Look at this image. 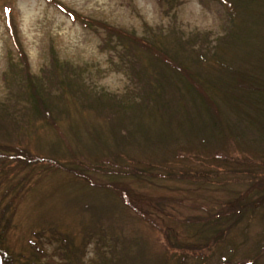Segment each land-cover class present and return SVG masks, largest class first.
Here are the masks:
<instances>
[{
    "label": "rangeland",
    "instance_id": "rangeland-1",
    "mask_svg": "<svg viewBox=\"0 0 264 264\" xmlns=\"http://www.w3.org/2000/svg\"><path fill=\"white\" fill-rule=\"evenodd\" d=\"M226 1L0 0V264H264V84L240 82L264 79V0L235 22ZM148 41L219 86L218 121L179 108ZM134 45L176 95L162 111L110 107L139 90Z\"/></svg>",
    "mask_w": 264,
    "mask_h": 264
},
{
    "label": "trees",
    "instance_id": "trees-1",
    "mask_svg": "<svg viewBox=\"0 0 264 264\" xmlns=\"http://www.w3.org/2000/svg\"><path fill=\"white\" fill-rule=\"evenodd\" d=\"M252 3H253V0H247V1L246 0H237V1H233V2L228 1L227 4H229V6L232 8L231 17H232L233 21L236 19L237 16H239L238 14H240L239 13L240 11L244 10L245 12H248V10L251 9L250 6H252L251 5ZM261 14L263 16L262 12H261ZM70 15L74 18V16L72 14H70ZM258 20L259 19L255 18V20H253V22H255V24H258L259 23ZM239 24H240V28H239V26H237L238 34H236V36L238 35V38H237L238 42L243 43V44H247V46L251 45V43L253 41H255L253 39L252 34H251V32H253L252 25H250V24H244L243 25L242 23H239ZM109 31H110L109 32L110 35L108 38L109 40H112L111 36L113 34H115L119 38L128 39L130 42H132L133 39H135L133 34H128L127 32H125L123 30H115L112 28L110 30V28H109ZM262 41H263V39H262ZM262 41H261V43H262ZM237 45H238V43H237ZM163 46L165 47V45H163ZM145 47H149L151 49H154L153 51L152 50L150 51L152 53V55L159 57L161 60H163L162 58H164L163 61H166L167 66H169V70L171 71V75H169V76H171V78H170L171 80H168V83H170V86L168 85V88L173 93H176V95H179V96H181V98H183L179 102H177L179 108L184 110V112L187 115L198 113V110L201 111V109H203L209 115L211 122H212V119H213V121L214 120L218 121V119L221 116L220 105L216 100V98L219 97V91H221L219 86L216 85L215 83H212L210 79H208L204 74L200 73V70H196V71L192 72L187 67L181 68V67L176 66V64H175L176 61L174 59H172L171 56L162 54V53H165V51H163V49L159 46L158 43L148 41V43L144 44L142 42L141 48L143 49ZM220 48L223 49V47H220ZM137 50H139V48H137L135 46L134 55L138 56V54L136 52ZM219 50H218V53H219ZM153 52H155L159 56ZM137 56L136 57L134 56V58L129 59V58H127V54H126L125 55L126 58L123 61V64H124V68L129 70L131 76H133L132 81L133 82L137 81V83H139V87H138L139 90H136L135 92L130 93L131 97L128 96V97H126L125 100L124 99L123 100H121V99L114 100L113 101L114 104L110 107L113 108L114 110H116L117 113L121 112L122 108L124 109L126 107L131 108V109H135V110L139 109L141 111V113H143L144 107L147 103L148 105H150V104L154 105L155 104V106L153 108L155 110H158V108H159L160 111H162L166 107L165 104L167 102H169L167 100V97H171L174 99L176 97V95L173 94V96H171V94H168V91L166 90L167 86H165L163 84V81L161 79L157 78V75L155 76L152 73H148L149 70H148L147 66L144 63H142L141 58L139 56L137 58ZM199 57H201L200 53H199ZM219 57H220V54H217L215 59L220 60ZM213 62L214 61H211L212 64H214ZM222 63L223 64L220 65L219 72L222 71V73L228 74V72L232 69V67L230 65H226L223 61H222ZM222 66H224L228 69L227 70L225 69V71H223L221 69ZM233 72L235 73L237 71H233ZM240 74L242 76V80H240V82H243L245 84L251 83V84L257 85L258 88H261L260 86L264 84V79H262L263 78L262 75L257 73V71H255L253 73H248V74H242V73H240ZM31 83H33V82L31 81ZM33 85H34L33 87H34L35 93H34L33 97L31 96V98L35 101V104H40L41 106L46 108L47 105H46L45 99L42 97V94L37 90L35 83H33ZM182 86L185 88V90H184L185 92L183 91ZM263 87H264V85H263ZM28 89H30V88H28ZM136 94L142 95V98H143L142 102L141 101L138 102V106H135V104H133V101H132V98H136L135 97ZM186 95H187V97H186ZM184 97H186V99H184ZM112 98L114 99L115 97H112ZM219 98H221V96ZM235 98L241 99V101H243L241 96H237V97L235 96ZM189 100H192L194 104L191 106L188 105ZM34 101H33V103H34ZM30 102L32 103V100H30ZM179 104H183L184 106H180ZM169 105H171V101H170ZM39 110H40V108H39ZM161 115H163L162 112H161ZM160 118H163V120H165V118L163 116H161ZM262 119L264 120V116L262 117ZM118 123H119L118 126L120 125V127H121V126L125 125V127H126L125 121L122 122L120 119L118 121ZM207 123L208 122H206V120H205V124H207ZM183 124L184 123L182 122L181 125H183ZM210 124H211V128H212L213 123H210ZM141 125L139 124L136 129H138L139 127H142ZM129 137H132L131 131H129L128 138L126 136L125 140H123L121 142H123V144L124 143H131ZM116 138H119V135H118V137L116 136ZM86 172L87 171L83 167V169L81 170L82 175L86 174ZM117 175H119V174H117ZM114 176H116V175H114ZM118 196H120V194H118ZM121 197H123V196H121ZM126 197H127V195H126ZM236 207H237L236 212H238V215L241 214V212L244 210V204L241 205L238 203V205ZM139 208H140L139 206L133 204L134 210L139 211ZM141 215H143L144 219L147 222L149 221V222L155 223L153 221L154 218H152V216H150L149 212H145V211L141 212ZM238 215H236V217ZM0 252H1L2 256H4V257L9 255V252H7L5 250L1 249ZM97 253H98V255H100V248L97 249ZM76 254H78V252H76L75 255ZM75 255H74L75 260L73 263H76L75 261H77L78 263L81 264L82 261L79 259L78 256H75ZM113 256H114V254H113ZM71 260H72L71 258L67 259L66 260L67 263L66 262L65 263L66 264L71 263ZM100 261L102 262L103 260L100 258V260L98 262H95V264H100L101 263Z\"/></svg>",
    "mask_w": 264,
    "mask_h": 264
}]
</instances>
